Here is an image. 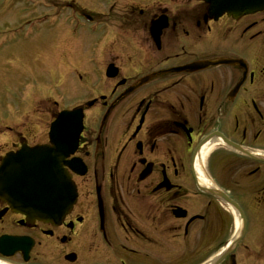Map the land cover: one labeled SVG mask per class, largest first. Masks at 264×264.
Listing matches in <instances>:
<instances>
[{"label":"flooded vegetation","instance_id":"obj_1","mask_svg":"<svg viewBox=\"0 0 264 264\" xmlns=\"http://www.w3.org/2000/svg\"><path fill=\"white\" fill-rule=\"evenodd\" d=\"M76 17H61L58 57L83 67L72 39L78 27L96 36L103 84L86 99L31 100L19 113L28 122L0 131L1 163L23 145H48L58 114L80 109L83 129L64 161L83 165V175L64 167L76 201L53 224L0 199V264H252L249 232L264 216V12L214 20L194 0L131 7L116 21L119 57L106 52L117 37L110 18Z\"/></svg>","mask_w":264,"mask_h":264},{"label":"rangeland","instance_id":"obj_2","mask_svg":"<svg viewBox=\"0 0 264 264\" xmlns=\"http://www.w3.org/2000/svg\"><path fill=\"white\" fill-rule=\"evenodd\" d=\"M154 2L173 7L181 0H0V131L4 130L3 126L14 129V123H27L29 115L19 113L31 100L86 99L96 83L103 84L99 75L101 60L95 49L96 36H87L88 32H82L78 27L77 38L72 39L71 48H83H78L77 53V62L79 64L81 58L83 67L71 66L67 57H58L60 51H65L66 28L65 23L62 26L61 17L77 18V14L83 12L110 18V26L117 30V37L105 49L106 52L117 50L114 55L118 56L123 32L116 21L129 8L145 7ZM68 6H73L75 12L67 11ZM122 60L126 62L124 58ZM61 77L66 82L59 81ZM98 88L104 91L106 86ZM40 107L49 108V105L38 103L34 110L38 111ZM30 117L37 122L36 116ZM41 122L43 120L39 119L37 123ZM254 217V226L249 232L253 242L248 243L245 258L250 260L252 257V264H264V216Z\"/></svg>","mask_w":264,"mask_h":264},{"label":"water","instance_id":"obj_3","mask_svg":"<svg viewBox=\"0 0 264 264\" xmlns=\"http://www.w3.org/2000/svg\"><path fill=\"white\" fill-rule=\"evenodd\" d=\"M209 3L211 0H206ZM224 1V0H219ZM238 2L242 0H229ZM258 0H251L255 2ZM222 13L215 4L209 5ZM264 9V0L251 8V12ZM80 113H62L51 125L50 140L52 147L22 148L8 155L0 166V198L18 212L28 217L41 219L43 216L52 222L63 217L74 200V190L69 178L61 170V159L71 154L81 131ZM61 207L58 213L43 212L41 206L49 202Z\"/></svg>","mask_w":264,"mask_h":264}]
</instances>
